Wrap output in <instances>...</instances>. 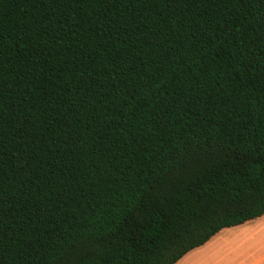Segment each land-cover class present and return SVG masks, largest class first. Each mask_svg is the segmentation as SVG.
<instances>
[{
    "label": "trees",
    "instance_id": "16d2710c",
    "mask_svg": "<svg viewBox=\"0 0 264 264\" xmlns=\"http://www.w3.org/2000/svg\"><path fill=\"white\" fill-rule=\"evenodd\" d=\"M264 214V0H0V264H174Z\"/></svg>",
    "mask_w": 264,
    "mask_h": 264
},
{
    "label": "crops",
    "instance_id": "0c3cea01",
    "mask_svg": "<svg viewBox=\"0 0 264 264\" xmlns=\"http://www.w3.org/2000/svg\"><path fill=\"white\" fill-rule=\"evenodd\" d=\"M174 264H264V214L222 228Z\"/></svg>",
    "mask_w": 264,
    "mask_h": 264
}]
</instances>
